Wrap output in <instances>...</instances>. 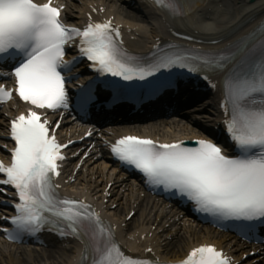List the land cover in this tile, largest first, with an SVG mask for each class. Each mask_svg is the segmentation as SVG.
Here are the masks:
<instances>
[{"label":"snow or ice","instance_id":"6c2138e0","mask_svg":"<svg viewBox=\"0 0 264 264\" xmlns=\"http://www.w3.org/2000/svg\"><path fill=\"white\" fill-rule=\"evenodd\" d=\"M154 3L174 16L194 9L188 0ZM62 8L52 0H0V78H14L15 95L30 105L10 120L15 146L10 150V164L0 163V185L14 189L17 199L15 214L3 217L11 225L3 229L6 237L17 241L48 228L62 239L71 236L83 245L80 264L89 256L90 264H159L126 254L116 240L114 226L86 201L61 197L59 185L53 182L60 174L58 162L65 159L61 150L67 144L57 140L59 121L51 127L38 110L69 108L66 85L78 77L66 73L81 59L96 73L78 86L76 102L82 111L95 104L97 84L110 92L113 102L133 95L130 86L108 77L124 82L154 78L147 94L155 96L176 87L184 75L199 77L215 89L210 77L222 72L219 107L234 154H226L208 138L188 146L183 141L161 143L134 135L116 139L110 144V154L122 166L140 173L151 190L190 202L193 211L217 223L245 222L250 232L264 228V24L222 49L171 43L161 48L157 44L150 56L140 57L123 48L119 26L110 19L94 22L89 17L82 28L72 27L64 23ZM72 44L78 55L65 60L66 46ZM161 72L167 75L157 78ZM12 96L13 90L0 84V104ZM176 264L232 261L215 246L201 244Z\"/></svg>","mask_w":264,"mask_h":264},{"label":"bare ground","instance_id":"6f19581e","mask_svg":"<svg viewBox=\"0 0 264 264\" xmlns=\"http://www.w3.org/2000/svg\"><path fill=\"white\" fill-rule=\"evenodd\" d=\"M102 3L104 0H101ZM111 1H116V2H124L127 7L136 8L140 11L141 15L140 16H135L134 20H140L145 22L146 28L144 32H138L134 27L136 24L133 23H127L125 26V30L127 31L128 36H136L138 40L144 39L146 40L145 42L149 46L153 45L154 42H156L158 39H164L169 36L168 31L170 30L174 33H183V34H189L193 36L194 38L202 39V40H212V39H217L226 34L227 32L231 31L237 24L245 21L246 19L250 17H254L255 20H259L262 16H264V0H205V4L196 20H194V23L190 22H185V21H170L169 19H166L165 17L158 13V11L143 1L139 0H134V4L129 3L127 0H111ZM82 9V8H81ZM65 17L68 19L72 16H70L68 13L65 14ZM73 17L79 19L80 18V13L78 15H73ZM119 17V16H118ZM120 20V19H119ZM138 22V21H137ZM166 29L167 33H163L161 30V27ZM142 29V28H141ZM129 30V31H128ZM147 34H149V37H147ZM145 44L144 46L147 47ZM185 94L184 88L180 89L178 92V96ZM195 110L202 111L207 118V121L210 123V125H215L218 122H222V114L219 109V96L218 92H211L204 100L199 102L196 106L192 107ZM116 110H122V108L119 106L116 108ZM191 111V109H187L186 112ZM0 121H4V117L2 116ZM64 123H66V120H63ZM89 124H96L94 121L87 120ZM191 121V120H190ZM198 123V122H195ZM4 122H1V129L3 128ZM151 125L155 124L154 122H150ZM166 124V126L164 125ZM160 125L164 126L166 131H168L169 134L174 135V136H195L194 132H192L194 129L190 127L188 123H184L181 127L179 122H175L174 118L168 119V120H163ZM103 130V128L99 131L103 132L104 134V140L100 142V139L97 137H94V139H91L89 141H83L81 143V146H86L90 144L93 140H95V147L98 148V151L100 152L99 157L97 160H93L92 158H89L87 162L93 163L92 167L90 168L91 171V178H93V175L98 174V176H107V182L108 181H119L117 178H113L115 169H113L108 162L105 160L108 158L107 156V151L104 147L105 140L108 139L110 136H113L115 134L114 132V127L111 125L106 127ZM205 130L208 132H212V129L208 126H204ZM0 129V138L4 137V132H2ZM63 129H66L63 128ZM59 130L60 134H63L62 130ZM69 131H71L72 136L78 134L76 133V130H72V126L69 127ZM79 132V131H78ZM79 138V137H78ZM81 140V139H77ZM2 141V140H1ZM75 164V163H74ZM97 167V170L95 171V168ZM84 177V173H82ZM80 178L79 173L77 174V179L79 180H84V178ZM118 177V176H117ZM120 177V176H119ZM92 180V179H91ZM95 180V178H94ZM100 181V180H99ZM94 182H97L95 180ZM71 188H77L75 184L73 183L71 185ZM104 186L102 185L98 189L103 190ZM87 189L86 190V195L88 197L93 196V195H99L97 191L93 192L94 190L91 189V183H87V187L82 188ZM114 190V189H113ZM93 192V194H91ZM100 200H102V196L100 195ZM1 198L7 199L6 196L0 195V201ZM113 202V200H112ZM128 208V207H127ZM118 209L115 210H109V212L114 215V216H120V213L117 212ZM125 216V215H124ZM124 216H121V219L124 218ZM1 220V219H0ZM130 227V224L128 222L125 224V227L120 224L119 226V235L122 237L123 229ZM77 248H71V249H66V250H60L59 256L55 257L52 255V253H49L47 255V260L50 259V264H67L71 261V259L74 257V255L78 252L76 250ZM167 251V249L164 250V252ZM181 252V247L178 249L174 250L171 254L172 256H178ZM170 255V251H168ZM166 253V254H168ZM169 257V256H168ZM31 260L30 262H32ZM29 262V261H28ZM26 264H30L29 263ZM1 263V262H0ZM3 264V263H2ZM7 264H19L17 263L13 258L9 259Z\"/></svg>","mask_w":264,"mask_h":264},{"label":"rangeland","instance_id":"374dc122","mask_svg":"<svg viewBox=\"0 0 264 264\" xmlns=\"http://www.w3.org/2000/svg\"><path fill=\"white\" fill-rule=\"evenodd\" d=\"M40 264H45L46 263V261L45 260H43L42 262H39Z\"/></svg>","mask_w":264,"mask_h":264}]
</instances>
